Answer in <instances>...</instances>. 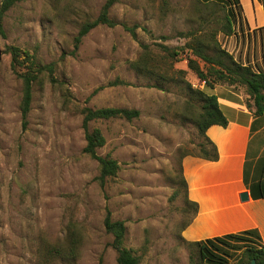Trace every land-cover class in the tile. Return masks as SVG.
I'll return each instance as SVG.
<instances>
[{
	"label": "rangeland",
	"instance_id": "1",
	"mask_svg": "<svg viewBox=\"0 0 264 264\" xmlns=\"http://www.w3.org/2000/svg\"><path fill=\"white\" fill-rule=\"evenodd\" d=\"M104 2L22 0L3 17L0 264H118L103 226L107 210L124 221L123 246L139 256V264H207L182 237L194 215L180 170L186 156L198 157L203 141L183 116L186 91L182 84L137 74L129 62L140 57L144 45L154 53L159 44L184 45L183 34L190 30L215 36L232 55L236 24L230 35L220 31L226 9L206 0H119L109 11L116 25L94 27L71 53L81 24L94 19ZM27 54L40 64L54 63L55 81L45 73L33 83L23 126L19 73L32 67ZM179 58L174 67L186 71L194 88L204 89L187 68L186 53ZM115 80L125 84L112 85ZM83 107L140 111L130 121L88 123L106 139L97 154H109L120 165L102 186L98 162L83 151ZM223 187V195L215 191V197L226 203L234 185L227 181ZM226 211L218 212L209 233L226 228ZM239 251L229 250L228 264H239Z\"/></svg>",
	"mask_w": 264,
	"mask_h": 264
},
{
	"label": "trees",
	"instance_id": "2",
	"mask_svg": "<svg viewBox=\"0 0 264 264\" xmlns=\"http://www.w3.org/2000/svg\"><path fill=\"white\" fill-rule=\"evenodd\" d=\"M22 0H2L0 4V33L2 32L3 17L13 5ZM119 0H105L99 14L92 20L83 22L74 37V49L78 48L82 38L94 27L98 25H107L114 27L116 22L109 17L111 7ZM212 2L221 8L226 9L223 16L224 23L221 30L227 35L233 33V27L240 18L242 7L239 0H206ZM134 36L133 28L123 25ZM187 42L182 46L168 47L165 44H159L160 52L154 53L148 46H143V52L139 58L130 61L129 67L137 74L148 77H155L161 81H171L182 84L186 91L187 99L184 107V118L189 119L196 127L198 134L203 141L198 144L199 154L196 156L215 161L218 159V152L215 144L207 137V129L214 124L226 126L227 118L222 112L217 97L208 92L216 85L226 84L244 88L247 94L246 104L254 114H261L264 110V73L257 72L250 65H243L220 46L215 36L209 35L207 39L204 35L194 30L183 34ZM165 39V37H163ZM16 50V49H15ZM186 53L187 68L190 69L197 78L203 82L204 89L194 88L190 82L185 80V70L177 69L174 64L180 60L179 56ZM27 60L32 67L23 73H19L22 80V98L20 102V112L23 126L27 123L28 113L32 101L33 83L37 81L42 74H47L51 81L54 79V63L40 64L33 56L27 54ZM203 62V67L200 66ZM113 84H125L122 80H115ZM82 127L84 129L85 146L84 153L95 159L99 165V173L96 179L102 186L107 178L116 176L120 165L109 154L99 156L97 149L105 145L106 139L99 128L88 127V123L98 119H116L123 118L132 120L137 118L140 111L137 109L119 108V107H101L92 109L83 107ZM180 181L183 187L185 200L193 208V215L196 213L198 205L191 202L187 197V183L180 170ZM177 191L173 192L175 195ZM190 220L185 224V226ZM103 226L107 233L112 236V247L117 252L118 264H139V256L130 248L123 246L125 236V224L122 220H114L110 211H106ZM184 226V228H185ZM183 228V229H184ZM185 241V240H184ZM197 249L200 260L207 264H228L229 250L238 248L240 251L239 264H249L255 259L257 264H264V245L261 236L256 229H248L236 233H228L221 236L206 238L199 241L187 242ZM235 247V248H234Z\"/></svg>",
	"mask_w": 264,
	"mask_h": 264
},
{
	"label": "crops",
	"instance_id": "3",
	"mask_svg": "<svg viewBox=\"0 0 264 264\" xmlns=\"http://www.w3.org/2000/svg\"><path fill=\"white\" fill-rule=\"evenodd\" d=\"M239 1L242 12L233 34L232 55L241 64L264 73V0ZM208 92L217 97L227 125L214 124L206 131L217 148V160L183 159L187 197L198 208L182 237L194 242L256 229L264 245V110L254 114L247 107L244 88L239 86L219 84ZM227 181L234 187L225 203L215 197V191L223 195ZM243 192H247L245 199ZM224 208L226 228L209 233L210 223L217 222L216 215Z\"/></svg>",
	"mask_w": 264,
	"mask_h": 264
},
{
	"label": "water",
	"instance_id": "4",
	"mask_svg": "<svg viewBox=\"0 0 264 264\" xmlns=\"http://www.w3.org/2000/svg\"><path fill=\"white\" fill-rule=\"evenodd\" d=\"M241 196L243 199L247 198V192H243ZM249 264H257V263L255 259H252Z\"/></svg>",
	"mask_w": 264,
	"mask_h": 264
}]
</instances>
